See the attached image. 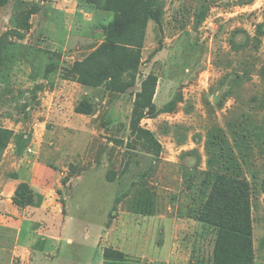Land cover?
Wrapping results in <instances>:
<instances>
[{
	"label": "rangeland",
	"instance_id": "rangeland-1",
	"mask_svg": "<svg viewBox=\"0 0 264 264\" xmlns=\"http://www.w3.org/2000/svg\"><path fill=\"white\" fill-rule=\"evenodd\" d=\"M100 1H78L92 23L90 41L75 37H89L84 20L53 12L66 0H0V166L23 134L57 138L54 146L74 154L57 188L73 232L60 243L62 262L67 254L69 264H264V0H156L158 18L129 45L140 54L136 68L125 55L90 62L115 18ZM48 21L60 22L61 33L71 26L65 50ZM51 72L55 83L80 84L75 113L81 101L94 112L44 124L27 99ZM151 74L154 110L147 106L135 127V103ZM209 172L249 186L247 263L236 235L219 253V227L200 217L217 178ZM15 237L7 233L8 261L34 264L32 254L13 253ZM114 250L124 257H105ZM47 262L60 263L50 256L39 264Z\"/></svg>",
	"mask_w": 264,
	"mask_h": 264
},
{
	"label": "crops",
	"instance_id": "crops-1",
	"mask_svg": "<svg viewBox=\"0 0 264 264\" xmlns=\"http://www.w3.org/2000/svg\"><path fill=\"white\" fill-rule=\"evenodd\" d=\"M78 1L58 2L60 3L56 6L58 9L53 8V12L59 16L67 12L70 20L75 17L84 20L83 29L90 32L92 23L85 17L87 8L81 7ZM52 2L56 3V0H52ZM45 26L53 32L55 43L62 42L60 45L57 44L58 47H64L63 50L68 48L71 38L75 36L71 33L69 24L64 26L62 33L59 29L60 22L48 21ZM77 34L75 37L81 38V40L92 41L94 40L92 38H95L92 36V32L88 35L89 37L81 36L82 33ZM55 79L54 72H51L47 79H43L44 86L36 89V92L32 93V97L27 99L28 109L37 112V108L46 118L43 121L44 124L49 121L62 122L64 125L71 124L70 118L79 119L80 116H83L74 111V100L78 95L80 84L62 79L61 82L58 80L55 83ZM25 88L30 87L25 86ZM70 102L72 112L68 116L65 107ZM57 140L53 137L45 139L40 135L33 137L23 134L17 138L15 136L3 155L0 166V264H17L13 261V257L10 262L7 258V254L11 255L7 249L8 232H15L13 253L22 256L23 260L28 256L27 254L33 255L34 264H39L40 258H50V256H55L56 260L60 261L58 264H69L68 260H72V258L66 257V254L63 256V262L61 261L60 243L64 237L68 236L69 238L73 232L68 229L71 218H64L63 204L58 200L57 188L63 186L62 178L67 169L64 165L65 161L73 157L74 154L71 151L60 149L59 143L54 146V142ZM10 171L15 175L7 176ZM22 182L29 184L33 189L34 205L19 206L15 203V191ZM76 248L73 249V252ZM49 263L47 262V264Z\"/></svg>",
	"mask_w": 264,
	"mask_h": 264
},
{
	"label": "trees",
	"instance_id": "trees-1",
	"mask_svg": "<svg viewBox=\"0 0 264 264\" xmlns=\"http://www.w3.org/2000/svg\"><path fill=\"white\" fill-rule=\"evenodd\" d=\"M156 0H104L100 1L99 8L104 11L114 12L115 18L109 25L106 32V41L90 56V62L102 64V58L115 60L116 55H125L126 66L138 67L139 55L135 50L129 48L136 39H140L148 19H156L159 16L154 8ZM83 83H87L84 81ZM127 84V83H125ZM157 84V77L149 75L143 83L142 92L138 94L132 116V124L137 127L141 112L149 106L154 110V104L147 100L153 95ZM76 111L83 114H92L93 108L87 101H81L76 106ZM17 138V136H16ZM209 177L211 174L209 172ZM215 175V174H213ZM212 190L206 200L200 217L206 221L215 223L219 227L217 248L219 253H224L233 240L234 235L240 240V244L248 248L245 262L253 256L252 229H251V205L249 186L244 180L229 178L216 174ZM142 196V195H141ZM143 197V196H142ZM14 201L19 206L35 204L34 191L29 184L22 182L18 185ZM144 203V202H143ZM141 203V204H143ZM142 206V205H141ZM152 214V213H146ZM106 251L107 258H122L123 252ZM240 254H236L238 259ZM241 258V257H240Z\"/></svg>",
	"mask_w": 264,
	"mask_h": 264
}]
</instances>
